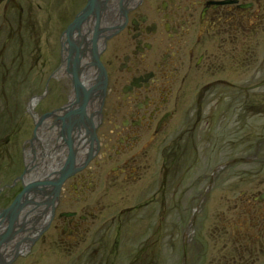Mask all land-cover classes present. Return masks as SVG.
<instances>
[{
	"label": "flooded vegetation",
	"instance_id": "af4514ba",
	"mask_svg": "<svg viewBox=\"0 0 264 264\" xmlns=\"http://www.w3.org/2000/svg\"><path fill=\"white\" fill-rule=\"evenodd\" d=\"M22 1L0 0V132H20L27 117L32 181L38 166H54L32 191V247L59 243L72 254L87 239L96 253L108 225L121 228L103 219L113 210L101 200L124 189L127 226L146 227L156 243L164 222L187 217L199 242L239 245L231 264H244L242 254L264 264V0H62L43 29L32 11V49L18 39ZM24 64L30 97L19 114ZM38 65L49 72L37 76ZM69 158L74 172L52 209L49 183ZM149 241L135 251L147 253Z\"/></svg>",
	"mask_w": 264,
	"mask_h": 264
},
{
	"label": "rangeland",
	"instance_id": "374dc122",
	"mask_svg": "<svg viewBox=\"0 0 264 264\" xmlns=\"http://www.w3.org/2000/svg\"><path fill=\"white\" fill-rule=\"evenodd\" d=\"M30 1V3L21 2L20 7L22 8V19L25 20V23L18 35V39L22 40L28 49H32L33 32L30 25V23H32V11L36 12L34 17L37 24H39V28L43 29L46 27L47 16L49 15L56 18V13H58L63 7L62 0ZM35 5H40L41 8H35ZM37 33L42 37H45L47 31H38ZM44 42L45 39L42 40L40 45V52L43 56V51H45L46 47V45L44 46ZM30 60L31 59H29L28 62H30ZM30 64L32 65L31 62ZM45 66L46 67H39V65L36 67L32 66V70H35L37 76H40L49 72L50 68L48 65ZM29 74V65L24 64V66L20 69L19 74L21 85L18 87V93L14 99L15 109L19 114H23L26 111L27 102L30 97V91L28 88L30 81L28 83L26 80ZM5 91L7 96L10 91V86L7 83ZM9 97L13 99V94ZM8 102H10V104H6V112H11V104L13 102ZM19 118L22 120L21 123L23 125L21 126L20 132H5L4 134H1L2 132H0V141H6L7 139L9 141L8 143L5 142L4 145L0 142V146H3V153L0 158V187L4 185L10 188L6 189L3 194H0V208L2 206H7L19 187H22L19 182L14 184L12 181L24 170L25 160L27 158L23 161V156L24 151L28 150V146L24 145L23 142L30 136L31 124L27 117L19 116ZM12 119L11 124L7 123L8 127L14 123ZM262 122H264V119H262ZM186 181L187 180H182V188L184 186L188 187ZM124 195L126 196V191L124 189H115L101 200L102 204L111 206V209L113 210L112 212H108L103 219L111 217H115L116 219L120 218L121 228L115 227L114 225H108L109 229L107 228L105 230L107 233H102V235H106L104 237V239H107L106 243H102L100 250H98L97 247L96 253H93V248H95L96 245L92 246L90 241L87 239L84 246L82 245L83 248L81 247L73 250L72 254H66V248L62 244H46L40 242L31 248V251L28 252L29 254L27 253L28 255L19 256L12 264H131V259H129L130 254H134L133 257L136 258L132 264H231L232 259H229V257L237 253L235 248L239 247V245L218 242L214 239H210L209 236H207L209 238L207 245L201 243V241L199 242L197 237L194 236L192 228H189V230L188 228H184V222H186L187 217H183L182 221L179 223L176 222L174 226L172 223L164 222L160 233V237L162 238L158 243H156V238H152L150 233H147L148 231L146 227L137 226L134 228L133 225L127 226L128 218L124 212H120V210L129 206L124 198ZM90 198H92V200L94 199V201L90 202L88 212L91 215H95L96 210L94 207L98 208L96 203L99 202V200L96 202L97 197L94 195H91ZM219 198V196H216L217 201H219ZM188 199L189 196L186 195L185 200L181 202L182 206L185 204V201L188 202ZM215 208L212 210H216ZM213 215L215 217L216 212H214ZM216 221L213 219V225ZM141 230H144L146 234H142ZM183 234L186 236L185 242L183 241ZM89 235H93V232ZM115 236L119 237L116 240L118 241L117 248H113ZM143 236L144 238L142 239ZM146 238L147 240H144ZM148 239L150 241L146 244V246L150 250L147 253L141 254L138 253V251H135V248H138L141 242H146ZM132 244L134 246L132 251H130V245ZM184 244L186 246L185 259L183 255ZM242 255V262H244V264L252 263V258L250 259L246 256V254Z\"/></svg>",
	"mask_w": 264,
	"mask_h": 264
},
{
	"label": "water",
	"instance_id": "95a60500",
	"mask_svg": "<svg viewBox=\"0 0 264 264\" xmlns=\"http://www.w3.org/2000/svg\"><path fill=\"white\" fill-rule=\"evenodd\" d=\"M86 12L81 14V17L78 18L77 21H79L80 19H82V17L84 18L86 16ZM71 158L68 159V166L63 168L60 173H59V177L56 179V182L54 183H49L51 186L54 187V192L55 194L57 193V190L59 188V186L62 184V182L66 179L67 176H69V174H71L72 172V164L69 163L71 162ZM29 167L26 166L25 170H24V173H23V176L29 171ZM22 176V177H23ZM43 184V183H41ZM38 184H32L31 183H28L26 185L23 186V189L21 191L20 194H18L16 196V198L14 199L13 203L11 204V206L5 211V215H8L10 217V221H9V228L8 230L5 232L4 235H1L0 236V242H5L6 240H8V238L11 236L12 234V226L14 224V222L16 221L17 219V213L20 211V209L22 208L23 205H25L26 203V197L29 193L32 192V189L33 187L37 186ZM25 198L24 201H22V199ZM0 243V244H1ZM0 264H4L3 262H0Z\"/></svg>",
	"mask_w": 264,
	"mask_h": 264
},
{
	"label": "bare ground",
	"instance_id": "6f19581e",
	"mask_svg": "<svg viewBox=\"0 0 264 264\" xmlns=\"http://www.w3.org/2000/svg\"><path fill=\"white\" fill-rule=\"evenodd\" d=\"M87 68H88V65H86V69H87ZM87 70H88V69H87ZM30 160H31V159H29L28 161H29L30 164H32V163L30 162ZM51 164H52L51 162H50V163H47V166H48V168H52V169H53L54 166L51 167ZM48 168H47V169H48ZM47 169H45L44 166H43V164H42L40 167L38 166V167L35 169V171H34L33 174L36 173V174H35V175H36L35 177H37V175L40 176V175L42 174V172L45 171V172L43 173V175H45ZM47 171H48V170H47ZM31 174H32V172H31ZM0 243H1V242H0Z\"/></svg>",
	"mask_w": 264,
	"mask_h": 264
}]
</instances>
